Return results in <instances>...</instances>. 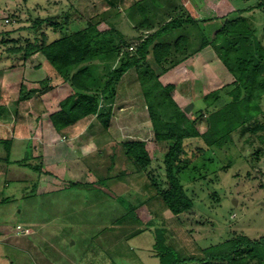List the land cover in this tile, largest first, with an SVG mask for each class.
<instances>
[{
	"label": "rangeland",
	"instance_id": "1",
	"mask_svg": "<svg viewBox=\"0 0 264 264\" xmlns=\"http://www.w3.org/2000/svg\"><path fill=\"white\" fill-rule=\"evenodd\" d=\"M137 1L141 0H0V103L3 117L15 116V110L9 106L17 101L22 86L32 91V98L20 103L21 111L23 106L28 107L32 118L25 112L19 116L31 122L33 140L38 143L34 131L35 118L39 115L41 124L48 123L47 113L58 110L59 98L50 94L53 88L50 85L58 82L63 84L61 91L65 96L71 93L70 86L60 79L44 56L36 54L25 60L20 54L9 53V48L15 44L26 45V41L40 43L42 32L52 42L101 18L112 20L128 42L133 43L138 33L127 19L126 9ZM260 1L158 0L163 6H154V9L162 10L153 11V22L158 26L162 17L167 18L164 8L171 10L177 7L194 14L205 4L208 9L205 16L214 18L203 26L205 35L211 37L222 25L220 17L234 9L255 7ZM60 16H66L69 23L62 21L61 29L56 32L45 23L33 29L37 20ZM244 17L252 21L256 38L264 46V11L246 12ZM6 18L10 23L5 22ZM128 50L132 52L133 46ZM209 53L211 56L195 55L184 62L186 66L179 65L160 77L162 84L175 85L173 97L182 108L193 104L188 114L200 107V98L204 95L227 85L226 80L219 81L222 70L215 67V53L211 49ZM218 62L221 63L219 59ZM81 123L62 133L58 146L51 144L47 152L36 154L50 175L38 176L31 168L18 165L24 159L34 163V156L29 152L32 143L27 145L25 153L12 149L8 163L1 160H6L7 152L0 144V168L8 167L7 170L0 169V188L5 183L10 186L0 191L5 202L0 205V226L15 234L17 225L34 226L36 223L34 231L37 233L31 238L36 248L30 255L12 253L11 248L1 244L0 264H9L7 256L11 255L19 258L11 264H69L59 260L58 252L75 260L74 264H158V259L153 258L155 252L152 247V230L158 226L168 228L169 243L182 253L193 251L197 246L204 248L218 244L233 234H244L252 239L264 236V153L258 160L251 155L259 146L258 142L251 147L244 141L246 137L234 134V142L228 146L202 152L198 150L203 146L200 140L189 141L191 143L186 145L183 156L189 164L179 178L189 191L194 192L193 211L178 219L159 199H154L137 210L144 223H123L113 230V225L108 223L110 219L84 215L83 212L91 211L95 202L109 206L118 204L120 196L125 208L137 203V195L132 190H139L147 175L134 174L123 181L115 177L123 170L133 169L131 163L125 162L119 145L128 141L146 142L152 159L150 172L161 188L166 184L162 158L168 146L155 140L134 70L123 77L117 88L108 130L105 132L94 118L84 119ZM198 130L201 133L206 130L205 119L198 123ZM2 134L5 135H0V138L9 137L4 132ZM40 140L43 141L42 138ZM35 147L38 151L39 147ZM262 147L264 149V145ZM113 153H116L114 162L111 158ZM107 177L109 179L105 180ZM202 177L207 179L196 182ZM71 181L95 182V185L89 189H65ZM37 191L54 192L39 198L32 197ZM211 192L219 195V204L209 197ZM71 210H74L73 215ZM107 226L109 229L105 230ZM145 227L141 234L125 240L132 231ZM30 232L34 233L33 229ZM117 253L124 257L119 259Z\"/></svg>",
	"mask_w": 264,
	"mask_h": 264
},
{
	"label": "trees",
	"instance_id": "2",
	"mask_svg": "<svg viewBox=\"0 0 264 264\" xmlns=\"http://www.w3.org/2000/svg\"><path fill=\"white\" fill-rule=\"evenodd\" d=\"M154 6L161 8L163 4L158 0H141L126 9L127 19L138 33L133 43L128 42L112 20L101 18L52 42L42 32L40 43L26 41V45L15 44L8 49L9 53L20 54L25 60L41 54L60 79L70 86L71 93L59 102L58 110L49 115L54 129L60 134L87 118H94L106 132L113 117L117 88L129 71L136 72L155 140L168 146L162 158L166 184L161 188L150 172L152 159L145 141L121 143L119 148L125 162L131 163L133 169L123 170L115 177L123 181L134 174L147 175L141 188L132 190L137 195V203L125 208L120 196L118 204L109 206L94 201L91 211L83 212L84 215L110 219L108 223L113 225V230L123 223H144L137 210L154 199H159L178 219L193 211L194 192L189 191L179 178L189 164L183 158L189 141L200 140L203 146L198 150L206 152L228 146L237 134L246 137L244 141L251 147L258 142L259 146L251 154L257 160L264 153V46L256 38L252 21L244 17L246 12L264 11V0L255 7L234 9L220 17L222 25L211 37L205 35L203 26L214 18L205 16L208 11L205 4L194 14L177 7L164 8L167 18L162 17L158 26H154L153 11L162 9H154ZM62 21L69 23L66 16L37 20L33 29L45 23L56 32L61 29ZM132 46L130 52L128 49ZM208 47L233 77V82L204 95L200 98V107L188 114L173 98L175 85L162 84L160 77ZM32 95V91L22 86L15 102L16 115L19 104L30 100ZM3 116L0 103V120ZM202 119L206 121V130L201 133L198 123ZM0 144L7 152L6 160L0 159L8 163L13 141L0 140ZM111 158L114 162L116 153L111 154ZM33 159L34 163L24 159L18 165L31 168L38 176L50 175L44 170L40 157ZM215 178L217 181L218 177ZM206 179L202 177L196 182ZM93 185L95 182L71 181L65 189H89ZM33 196L42 197L34 193ZM209 197L214 203H220L217 193L211 192ZM145 229L132 231L128 238ZM152 233L153 250L159 264H264V236L252 239L244 234H233L218 244L204 248L197 246L193 251L182 253L169 243L167 227H155Z\"/></svg>",
	"mask_w": 264,
	"mask_h": 264
},
{
	"label": "crops",
	"instance_id": "3",
	"mask_svg": "<svg viewBox=\"0 0 264 264\" xmlns=\"http://www.w3.org/2000/svg\"><path fill=\"white\" fill-rule=\"evenodd\" d=\"M198 12V11H197ZM196 12V13H197ZM200 16V15H199ZM201 17V16H200ZM211 48L208 47L206 49H204L202 52H200L199 54L197 55H201L202 53L203 54H207V55H210L211 54L209 53V50ZM212 50V49H211ZM214 53V52H213ZM215 55V54H214ZM198 57V56H197ZM195 57V59L197 58ZM216 58V63H215V67L218 68L219 66V69H221V78L219 81L221 80H226L227 83L226 84H230L233 82V77L228 73V71H225L224 67L221 65V63L218 62V59L217 57L215 56ZM182 65V64H181ZM183 65L186 66V64L183 63ZM182 65V66H183ZM181 67V66H180ZM174 70V69H173ZM187 79V78H186ZM58 82H53L50 86L53 87L52 89H50V94H55L57 98H59V101H58V104L59 102L64 99L66 96L65 94L62 93L61 91V88L63 86V84H57ZM174 100L177 102V104L180 106V104L178 103V101L175 99V97H173ZM181 107V106H180ZM12 108V109H16V105L13 103L12 106H9V109ZM18 109H19V112H18V115L15 114L14 117H8V118H5L3 117V119L0 120V135L4 136L5 134H2V132L6 133L7 135H9V139H12L13 141V144H12V149L15 151V150H22L24 153L26 152V149H27V145L32 143L31 145V153L34 157H36V154H38L39 151H44V152H47L48 151V146L49 145H53L54 147L58 146V142H59V139L63 136L62 134L60 133H57V131L54 129L50 119H49V115L51 113H53L54 111H49L47 113V116H48V123H43L41 124V122L39 121L40 119H36L34 120V124H35V128H34V131L37 133L35 135V137L38 139V143L34 142V138L32 136V133H31V122L27 121V119H23L20 115L21 112H25L28 114V116L30 118L31 117V114H30V111L28 109V107L26 106H23L22 107V111L20 109V104L18 106ZM13 116V115H12ZM82 122V121H81ZM79 123V124H82V123ZM33 131V132H34ZM10 135H11V138H10ZM49 135V137H48ZM7 138V139H8ZM40 138L43 139V141L40 140ZM0 140H6L5 138H0ZM110 140V139H109ZM44 145H43V144ZM35 146H38L39 149L37 151L36 147ZM8 168V167H7ZM7 168H0L1 170H7ZM42 180V179H41ZM10 186L8 184H3L0 188V191L2 190H5L7 188H9ZM68 187V186H67ZM51 192H54V191H45V192H41V193H36V196H43L45 194H48V193H51ZM4 198H1L0 196V205L5 203L4 201ZM66 208H67V205H66ZM71 215H73L74 211L71 210ZM33 222V221H32ZM3 223V222H2ZM1 223V224H2ZM19 224V223H18ZM36 224V223H35ZM35 224H33L35 226ZM40 224V223H39ZM34 226H32V224H25L23 225V227L25 228H30V229H33V232L32 234H17V233H10L8 231V229H6L5 226H0V246L1 244L5 245L6 247L8 248H11V251L12 253H24V254H29L32 253V251L34 250L35 245L32 243L31 241V238L35 235H37V233L34 231ZM125 240H129L128 237L125 238ZM153 247V246H152ZM57 248V247H56ZM58 251V249H57ZM59 253V260L62 261L63 263H68L69 264H74L75 263V260H72V259H68L66 254H63L61 252H58ZM119 259H122L124 257V255H119L117 253ZM153 258H156V257H153ZM9 259V260H8ZM12 259V260H10ZM7 260L9 262V264L11 263H15V261L19 260L18 256H14V255H11L9 258L7 256ZM159 264V263H158Z\"/></svg>",
	"mask_w": 264,
	"mask_h": 264
},
{
	"label": "built area",
	"instance_id": "4",
	"mask_svg": "<svg viewBox=\"0 0 264 264\" xmlns=\"http://www.w3.org/2000/svg\"><path fill=\"white\" fill-rule=\"evenodd\" d=\"M5 22L8 24L10 23V19L6 18ZM17 234H30V229L23 227L22 225L16 226Z\"/></svg>",
	"mask_w": 264,
	"mask_h": 264
},
{
	"label": "water",
	"instance_id": "5",
	"mask_svg": "<svg viewBox=\"0 0 264 264\" xmlns=\"http://www.w3.org/2000/svg\"><path fill=\"white\" fill-rule=\"evenodd\" d=\"M192 107H193V104H189V105L185 108L186 113H190Z\"/></svg>",
	"mask_w": 264,
	"mask_h": 264
}]
</instances>
